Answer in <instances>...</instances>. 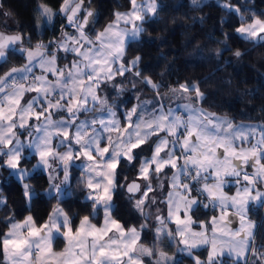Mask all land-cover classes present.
<instances>
[{"label": "snow or ice", "instance_id": "snow-or-ice-1", "mask_svg": "<svg viewBox=\"0 0 264 264\" xmlns=\"http://www.w3.org/2000/svg\"><path fill=\"white\" fill-rule=\"evenodd\" d=\"M190 3L202 7L205 0ZM216 5L238 18L236 38L253 45L235 50V57L264 47V11L244 15L242 7H251L247 3L216 0ZM164 7L163 0H127L126 11L114 9L112 19L103 23L92 0H62L55 11L43 4L36 8L45 25L56 17L66 20L60 39L27 48L23 44L31 36L0 32V168L21 181L27 211H32L37 193L23 180L37 171L47 174L45 195L58 201L39 224L33 215L23 221L15 215L5 218L9 227L0 233L4 264H144L142 257L150 258V264H183L159 248L164 240L187 253L192 264H217L225 252L233 264H264V244L258 248L255 243L264 232V220L249 218L250 205L264 208V191L258 187L264 185V123L236 124L207 111L200 104L210 97L197 82L171 86L163 79L153 81L135 71L142 57L128 56L141 42L144 24L158 20ZM39 29L35 25L34 31ZM224 35L221 43L232 51L229 34ZM13 55L23 63L12 65ZM69 55L75 58L63 64ZM132 77L156 95L151 100L135 95L139 90ZM121 80H129L132 89ZM166 86L173 96L189 102L170 106L159 95ZM113 91L116 96L132 91L137 103L120 112V104L109 103ZM33 153L38 159L29 170L22 162L35 158ZM77 161L79 176L73 172ZM124 166L137 171L131 181L122 175ZM74 184L86 190L90 214L70 216L61 206L69 203L65 197L74 194ZM230 184L237 186L234 195L224 191ZM120 190L144 219L139 227L126 228L127 222L117 218L121 213L114 196ZM161 205L166 214H161ZM6 208L0 189V209ZM205 208L219 209L220 214L194 221ZM150 218L158 226L152 247H146L140 241L151 231ZM233 222L236 227H231ZM60 240L65 248L55 252L53 242ZM205 246L208 255L201 260L195 250Z\"/></svg>", "mask_w": 264, "mask_h": 264}, {"label": "trees", "instance_id": "trees-1", "mask_svg": "<svg viewBox=\"0 0 264 264\" xmlns=\"http://www.w3.org/2000/svg\"><path fill=\"white\" fill-rule=\"evenodd\" d=\"M226 2L237 6L249 4L250 8L242 7L241 9L244 15H248L250 11H255L257 14L264 11V0H226ZM38 4L47 5L55 11L62 4V0H0V5H2L0 7V29L8 34L19 32L26 37L31 36L30 41L25 39L24 47H31L39 41L59 39L61 29L66 27V21L56 17L52 25H45L43 18L39 17L36 12ZM163 4L165 7L159 12V19L150 20L144 24L145 31L141 33V42L128 52L130 57L136 55L142 57V63L135 71H141L142 76H149L156 82L163 79L171 86L195 81L200 85L201 91L210 97L209 102L200 104L207 111L226 116L236 123H264V47H257L255 51L243 57H235L233 55L235 50L251 49L253 45L249 42H240L236 38L234 28L238 26V18L218 7L216 0H205L202 7H193L190 0H163ZM119 5H125V7H119ZM92 6L100 11L103 23H106L112 19L111 13L114 9L127 10V0H118V3L117 0H92ZM4 12H10L11 16L6 17ZM200 18H203L202 22ZM37 24L40 25L39 33L34 31ZM97 27H102V24ZM225 33L229 34L228 44L231 45L232 51H228L221 43L225 39ZM11 60L12 65L22 63L18 55H13ZM161 73L164 74L163 77L159 75ZM132 81L136 83V88L139 90L135 92V95L153 92L150 88L140 84L135 77H132ZM119 82L125 88L132 89V83L129 80ZM162 91H168V94L170 92L167 86L162 87L160 93ZM116 98H118L117 102L123 101L120 106L124 108H129L134 101L132 91H125ZM35 161L36 157L26 158L22 166L31 170V165ZM138 166L137 164V168ZM9 171L7 168H0V189L3 190V196L9 205V208L0 209V233L8 230L9 225L4 222L6 217L15 215L18 221L23 220L27 215H33L39 224L58 204V201L49 199L45 195L49 187L47 174L37 171L23 180L24 183L32 185L37 193L32 201V211H27L28 206L23 196L22 183L15 176H9ZM73 172L79 176L80 168L74 165ZM122 175L127 176L131 181L137 176V171L136 169L129 170L127 166H124ZM155 183L153 181L154 186ZM73 188L74 194L65 197L69 203L60 202L61 206L68 211L70 216L73 212H78L81 216L90 214V208L85 207L89 203L84 198L86 190L82 185L74 184ZM114 200L121 213L117 218L122 223L127 222L125 223L126 228L129 225L139 227L141 223H145L139 213L132 209L134 201H128L123 190L114 196ZM261 211L262 208L259 207L257 214H253L256 220L260 219ZM210 213V210L202 209L194 217L203 218ZM261 220H264V214ZM155 222L154 218H150L147 223L151 231L146 230L147 238L142 234L140 243L146 247H152ZM94 223L98 222L94 221ZM169 227L174 231L172 223H169ZM255 243L258 248L264 244V232L256 238ZM63 245V240L54 241L53 248L59 250ZM158 246L163 251L175 255L178 261L183 260V264H192L191 257L179 252L177 246H169L167 240L158 242ZM205 251V249L196 250L195 255L204 259ZM142 259L144 264H150V258L142 257ZM222 262L233 264L228 257H223L217 261V264H222ZM0 264H4L2 253H0Z\"/></svg>", "mask_w": 264, "mask_h": 264}, {"label": "crops", "instance_id": "crops-1", "mask_svg": "<svg viewBox=\"0 0 264 264\" xmlns=\"http://www.w3.org/2000/svg\"><path fill=\"white\" fill-rule=\"evenodd\" d=\"M59 9V8H58ZM124 11H126V10H124ZM59 18H62V17H59ZM63 19V18H62ZM65 20V19H64ZM54 21V20H53ZM66 21V20H65ZM70 33L72 32V29H71V31H69ZM60 37H61V35H60ZM60 37H59V39H60ZM56 40H58V39H56ZM35 46V44L33 45V46H31V47H27V48H32V47H34ZM75 57H73V56H71V55H69L68 56V59H65V60H63L62 61V63L63 64H69L70 63V61L72 60V59H74ZM22 63H23V61H22ZM37 74H40L39 72H37ZM109 87H111V85L109 86ZM105 91H108L107 89L105 90ZM165 93H167L168 94V91H165ZM115 92L113 91L112 93H111V96L109 97V103L110 104H113V106H115L116 104H121V102L119 101V102H117V100H118V98H116V96H115ZM136 95H138V96H140V98L141 99H147V100H151L152 98H153V96L154 95H156V93H154V92H148V93H145V92H143V93H141V94H136ZM160 95V97H162V93H160L159 94ZM168 99L170 100H172V101H175V100H179L176 96H173L170 92H169V94H168ZM26 98H27V96H26ZM186 100V99H185ZM181 101H184L183 100V98H181ZM187 101V100H186ZM135 103H137V101L134 99V101H133V103L130 105V107L129 108H131ZM171 104H173V103H171ZM170 104V105H171ZM126 108H124L122 105L120 106V108H119V111L120 112H123L124 110H125ZM89 115H92L91 113H89ZM244 123H255V122H244ZM247 146H250V145H247ZM61 151H63V149H60ZM33 155L35 156V153H33ZM37 158L38 157H36V160H37ZM75 166H77V167H81V162H79V161H77L76 162V164H75ZM249 172H252L253 171V169L251 168V167H249L248 169H247ZM209 183H212V181H209ZM258 187H260V189L262 190V191H264V187H263V185H258ZM231 188V187H230ZM236 185H235V188L231 191V194L233 195L234 194V192H236ZM224 191H225V193H227V192H229V190H226V188L224 189ZM228 194V193H227ZM229 195V194H228ZM258 206H255V205H250V212H249V218L250 219H252V220H254V221H256V218L254 217V215L253 214H257V212H258ZM205 209H207V210H210L211 211V213L209 214V215H207V216H204L203 218H198V221H209L210 220V218L212 217V216H219V214H220V210L219 209H216V210H213L212 208H205ZM264 214V213H263ZM193 218L195 219V217L193 216ZM173 224V223H172ZM173 226H174V224H173ZM194 226V229L195 230H198V229H200L199 227H197L196 226V224H194L193 225ZM237 226V224H236V222H233V224L231 225V227H236ZM208 235H209V237H211V227H209V229H208ZM53 244H54V242H53ZM65 248V241H64V245H63V247L61 248V249H59V250H55L54 248H53V250L55 251V252H61V251H63V249ZM200 249H205L206 251V253H205V258L203 259V258H200L201 260H206V258H207V255H208V246H205L204 248H200ZM196 250H199V249H196ZM195 250V251H196ZM170 255H172V254H170ZM223 257H228L227 256V253L225 252V254L220 258V260L223 258ZM219 260V261H220ZM34 264H35V261H34Z\"/></svg>", "mask_w": 264, "mask_h": 264}, {"label": "rangeland", "instance_id": "rangeland-1", "mask_svg": "<svg viewBox=\"0 0 264 264\" xmlns=\"http://www.w3.org/2000/svg\"><path fill=\"white\" fill-rule=\"evenodd\" d=\"M38 43H42V42H38ZM165 91H162V97H164V99H165V102L166 103H168L169 105L171 104V103H173V104H171L170 106H172V107H176L178 104H183V103H188L189 101L187 100H185V99H183L184 101H181V98L179 99V100H175V101H172L171 99L169 100L168 99V97H165ZM234 123H236V122H234ZM240 123H243V124H259V123H261V122H255V123H244V122H237L236 124H240ZM246 147H247V145H245ZM38 159V158H37ZM36 162H37V160L34 162V164L32 163V165H31V168H33V166L36 164ZM24 167V166H23ZM44 172V171H43ZM24 183V182H23ZM231 187V188H230ZM237 187V186H236ZM235 188V185H229L228 187H226V190H229V192H227L229 195H232L231 194V191L233 190ZM236 190V189H235ZM234 194H235V192H234ZM233 194V195H234ZM137 198H138V195H137ZM161 214H166L165 213V209H164V206L163 205H161ZM193 220L194 221H198V219H194L193 218ZM18 221H23V220H18ZM156 221V220H155ZM156 224H155V226H158V223H157V221L155 222ZM173 228H174V226H173ZM193 228H194V226H193ZM196 229V228H195ZM194 229V230H195ZM174 230H175V228H174ZM196 231H200V229H198V230H196ZM181 253H184V252H181ZM184 254H187V253H184Z\"/></svg>", "mask_w": 264, "mask_h": 264}, {"label": "built area", "instance_id": "built-area-1", "mask_svg": "<svg viewBox=\"0 0 264 264\" xmlns=\"http://www.w3.org/2000/svg\"><path fill=\"white\" fill-rule=\"evenodd\" d=\"M48 42H49V41L42 42V43H48ZM263 187H264V185H263ZM263 213H264V208H262L260 219H259V220H256L257 222L261 221V219H262V217H263Z\"/></svg>", "mask_w": 264, "mask_h": 264}, {"label": "water", "instance_id": "water-1", "mask_svg": "<svg viewBox=\"0 0 264 264\" xmlns=\"http://www.w3.org/2000/svg\"><path fill=\"white\" fill-rule=\"evenodd\" d=\"M0 32H4V31L0 29ZM5 33H6V32H5ZM6 34H8V33H6ZM12 34H16V33H12Z\"/></svg>", "mask_w": 264, "mask_h": 264}]
</instances>
